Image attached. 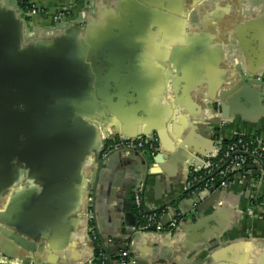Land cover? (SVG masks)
<instances>
[{"label":"crops","instance_id":"obj_1","mask_svg":"<svg viewBox=\"0 0 264 264\" xmlns=\"http://www.w3.org/2000/svg\"><path fill=\"white\" fill-rule=\"evenodd\" d=\"M28 1L36 15L0 0V264H88L98 249L114 263L126 249L134 264H264V178L235 176L199 200L186 191L188 166L202 169L216 137L264 143V89L249 86L240 98L231 85L241 73L264 82V0ZM96 18L107 39L51 43ZM53 47L70 48L51 57L53 72H13ZM46 73L55 97L34 81ZM65 92L72 98L58 103ZM99 127L104 147L151 134L157 151H114L93 165ZM135 186L163 226L185 218L170 233L141 231Z\"/></svg>","mask_w":264,"mask_h":264},{"label":"built area","instance_id":"obj_2","mask_svg":"<svg viewBox=\"0 0 264 264\" xmlns=\"http://www.w3.org/2000/svg\"><path fill=\"white\" fill-rule=\"evenodd\" d=\"M28 15H36L38 10L33 6L26 12ZM61 15L57 18L60 19ZM219 132L216 131L215 135ZM215 153L209 156L208 161L204 162L202 169L190 168L189 180L186 185V191L189 195L199 196V193L212 189H223L229 181L240 171H245L247 165H263L264 167V143L254 138H246L241 135H233L228 141L223 142L216 137ZM156 143L146 142L145 139H124L119 138L106 145L103 149V156L114 151L121 150H140L148 149L153 156L156 153ZM132 203L141 220V231L143 232H172L182 217L176 215L170 219V222L163 226L160 223V217L157 213H149L142 208V199L140 189L135 188L131 193ZM90 201V200H89ZM89 233L96 240V232L92 225V211L88 213ZM88 264H108L105 256L99 249L96 257ZM115 264H134L127 250L119 253Z\"/></svg>","mask_w":264,"mask_h":264},{"label":"water","instance_id":"obj_3","mask_svg":"<svg viewBox=\"0 0 264 264\" xmlns=\"http://www.w3.org/2000/svg\"><path fill=\"white\" fill-rule=\"evenodd\" d=\"M97 20L94 21L93 20H89V23L85 26V30H83L84 32H82L80 30V28L78 27L79 25L77 26H73V27H70L69 30H67V32L65 33L64 36H60L56 41H52L51 43H56L54 46H57L58 49L59 47L61 46V43H68L67 41H70L71 39H78V40H81V39H86V40H90V39H107L104 35V32H100V31H94L95 29H99L100 27V24H103L104 22L99 19V18H96ZM99 19V20H98ZM86 24V23H85ZM97 25V26H96ZM82 32V33H81ZM100 33V34H99ZM84 34V37L82 38V35ZM93 49V48H92ZM63 51L61 53H58L56 52V47H53L51 49L48 50V52L46 53L45 57L43 59H41L38 64L37 62H27V63H21L19 61H16L13 65V72H15L17 74V76L19 75H23V74H26L27 76L30 74V72L34 71V67L36 65L38 66H44V67H47L48 71L47 72H53L54 70H50V68H52V58L51 57H56V55L58 56H62L63 54H66V56L69 55L70 53V48L68 49H62ZM102 52V50H101ZM96 55L98 56H101L102 53H98L96 52ZM62 54V55H61ZM19 58V57H17ZM55 61H57V59H55ZM50 70V71H49ZM95 74L96 75H99L101 72H102V69L101 70H97L95 69ZM1 72V70H0ZM84 74L83 76H81V82H82V85L83 86H86L84 83H86V79L88 77V71L87 70H82L81 74ZM259 78V77H258ZM254 79V80H250L246 77L245 74H240L239 75V82L236 84H234V81L231 83L232 87H233V92H237V91H240L238 93V97L240 98H243V95L244 93L246 92L247 88L249 86H257V87H260V88H263L264 89V82L263 81H260V79ZM16 80H19L18 78ZM103 81L105 79H102ZM107 80V78H106ZM105 80V81H106ZM2 81V80H1ZM34 81H42V82H45L46 83V88H48V96L47 98H50V97H55V89H56V84L54 83V78L53 76L50 75V73H46V74H43V75H39L37 76L36 78H34ZM4 82V81H3ZM84 82V83H83ZM231 91V92H232ZM230 92V93H231ZM69 92H65L64 94L63 93H60L59 94V97L57 98H61V101H58L57 102H62V101H69L71 98H72V95L71 93H69L70 95H68ZM215 108L218 109L220 112H221V109L223 108V103L222 102H216L214 104ZM75 111H73L74 113H77L76 112V109H74ZM70 112L72 113V111H66L65 113L67 114H70ZM81 114V113H79ZM80 118L84 119L85 121H87L88 123H94V125H96L97 123H95L93 120V117H82L81 115H79ZM96 120V119H95ZM98 122V121H96ZM223 122H219L218 124H215L213 126V130H214V134L216 131H218L221 127L223 126H227V125H224ZM97 127V126H95ZM219 132V131H218ZM105 132L102 131V128H98V141L100 142V149L101 151L95 155V161L92 162V164L94 165H101V162L102 160H105L107 157H109L110 154L106 155V156H103V149H104V140L106 139V136L104 134ZM120 138H128V139H136V140H141V139H145L146 142H151V143H156V140L155 138L153 137V135H147L145 137H126V136H123V137H120ZM122 152L125 151V150H121ZM157 151V150H156ZM117 152V151H116ZM125 152H129V153H134V154H141V155H144L146 156L145 152L144 151H140V150H126ZM157 157V156H156ZM155 158H151V160H147V166H148V172H147V176L149 175L150 173V166L152 165H156L158 164V161L157 159ZM152 163V164H151ZM191 164L188 166V171L190 170L191 168ZM245 171L246 173H244L243 171H240L236 177L240 180L242 177H246V176H250V177H257L259 179H263L264 178V167L263 165H259V166H256V165H247L246 168H245ZM248 171V173H247ZM90 184H91V181H89L87 183V189H88V200H90L88 202V209H87V213H86V218L89 222V219H88V213L89 211H92L93 210V195L90 191ZM143 186V184H141ZM135 188H138L140 189V194H141V197H142V193H143V189L142 187H138V186H135L133 187L131 190H130V193H132V190L135 189ZM218 189H212L211 191H216ZM198 200H199V197L200 196H195ZM149 213H155V211H150ZM186 215H182L181 217L182 218H185ZM93 219H94V216L92 215V222H93ZM126 250V249H124ZM122 250V251H124ZM106 261L108 262V264H115L110 258H107L105 257Z\"/></svg>","mask_w":264,"mask_h":264},{"label":"trees","instance_id":"obj_4","mask_svg":"<svg viewBox=\"0 0 264 264\" xmlns=\"http://www.w3.org/2000/svg\"><path fill=\"white\" fill-rule=\"evenodd\" d=\"M18 1H19V7H20L23 11L27 12L28 10L31 9L32 5L29 3L28 0H18Z\"/></svg>","mask_w":264,"mask_h":264}]
</instances>
